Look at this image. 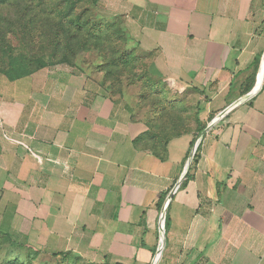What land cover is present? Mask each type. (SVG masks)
Here are the masks:
<instances>
[{"label": "crops", "instance_id": "0c3cea01", "mask_svg": "<svg viewBox=\"0 0 264 264\" xmlns=\"http://www.w3.org/2000/svg\"><path fill=\"white\" fill-rule=\"evenodd\" d=\"M92 9L151 58L179 132L146 147L151 120L100 72L58 64L0 75V233L83 264H154L161 240L157 264H264V0Z\"/></svg>", "mask_w": 264, "mask_h": 264}, {"label": "trees", "instance_id": "16d2710c", "mask_svg": "<svg viewBox=\"0 0 264 264\" xmlns=\"http://www.w3.org/2000/svg\"><path fill=\"white\" fill-rule=\"evenodd\" d=\"M94 0H90V7ZM76 5L70 0H0V75L7 76L10 80L16 81L25 78L36 71L49 67L50 63L57 61L58 64H66L75 66V59L80 57L89 47H101L104 59L102 63L103 70L100 73L105 74L103 82L107 85L110 83L114 87L115 80L120 79L124 72L132 66V54L135 50H129L130 53L120 55L117 51H111L110 41L117 36L119 38H127L118 22H92L91 18L85 17L84 14L76 15ZM93 11V9H92ZM94 12V11H93ZM13 19H9L13 17ZM112 24L106 26L104 24ZM117 28L113 32V29ZM28 30L33 32L35 37L24 38L23 42H27L31 47L37 41L45 50L51 49L49 52V60H39V58H30V65H17L19 61L13 53V48L9 42L10 33L16 31ZM112 49V47H111ZM90 51V50H89ZM27 59H23L25 61ZM37 68L33 69V65ZM109 86V85H108ZM111 93L114 95L111 88ZM114 89V88H113ZM169 105L178 104L175 102H167ZM153 113L161 118L167 108H163V114H156L157 108L150 107ZM157 119V120H158ZM156 118L150 121L153 133H149L144 141L145 146L153 148V150L162 148L164 141L172 134L179 132L182 122L177 118L163 120L161 128L156 129L152 125ZM174 122V123H173ZM198 129L202 131L201 123L197 119ZM199 149L195 154L196 160ZM167 196L161 197V205L164 206ZM159 204V205H160ZM160 205V206H161ZM168 210V209H167ZM168 214L166 216V228L168 226Z\"/></svg>", "mask_w": 264, "mask_h": 264}, {"label": "rangeland", "instance_id": "374dc122", "mask_svg": "<svg viewBox=\"0 0 264 264\" xmlns=\"http://www.w3.org/2000/svg\"><path fill=\"white\" fill-rule=\"evenodd\" d=\"M73 1L76 5V15L84 14L85 17L91 18L92 22L99 23L94 12L90 7V0H70ZM10 17L9 19H13ZM104 24V23H103ZM106 26H111L110 24H104ZM117 28L113 29V32ZM36 34L28 30L14 31L9 35V42L13 48V53L19 61L17 65H30L32 62L30 58H39L45 61H50L49 50H45L44 47L35 41L34 45L31 47L27 42H23L22 37L30 38L35 37ZM111 51H117L121 56L130 53L128 43L125 41L124 37L121 39L117 36L110 41L109 44ZM112 47V49H111ZM90 49L86 50L80 57L75 59V66L80 67L84 70H89L93 72H100L103 70L102 55L104 54L101 47H89ZM90 50V51H89ZM23 59H27L23 61ZM132 66L129 70L123 73L120 79L115 80L114 87H111L110 83L108 87L111 88L115 97H123L127 89L132 91V95L138 99V109L143 115L153 121L152 125L156 129H160L163 120L177 118L179 108L177 109L176 105H167L166 98L170 94L169 91L165 88L163 81L153 74H151L149 68L151 63V58L138 52L133 51L132 54ZM33 65V64H32ZM57 65V61L50 63L49 66ZM34 66V65H33ZM37 68L36 66L33 69ZM105 74H103V77ZM114 88V89H113ZM168 102V101H167ZM157 108L156 114L160 113L163 108H167L166 113L158 119V116L155 115L150 107ZM164 113V112H163ZM162 112L160 114H163ZM158 119V120H157ZM174 123V122H173ZM0 264H83V262L76 257H63V258H54L42 254L31 249L26 248L25 246L20 245L15 242L9 236L0 233Z\"/></svg>", "mask_w": 264, "mask_h": 264}, {"label": "water", "instance_id": "95a60500", "mask_svg": "<svg viewBox=\"0 0 264 264\" xmlns=\"http://www.w3.org/2000/svg\"><path fill=\"white\" fill-rule=\"evenodd\" d=\"M255 91H257V88L252 92V93H255ZM225 114V112H223L222 114H220L217 118H215L210 124H209V126H208V129H207V131H210L213 127H214V125L221 119V117L223 116ZM199 146V144H197L195 147H194V149H193V151H192V154H191V161L194 159V157H195V149L197 148ZM178 187V186H177ZM175 190H173V192H174ZM173 192H171L170 194H169V196L167 197L168 199V201H167V203L164 205V208H163V214H162V222H161V226H162V232L164 233V226H165V221H166V213H167V209H168V206H169V204H170V201H171V199H172V195H173Z\"/></svg>", "mask_w": 264, "mask_h": 264}, {"label": "built area", "instance_id": "2783aa9c", "mask_svg": "<svg viewBox=\"0 0 264 264\" xmlns=\"http://www.w3.org/2000/svg\"><path fill=\"white\" fill-rule=\"evenodd\" d=\"M198 147H199V146H198ZM198 147L195 149V153H194V154L197 153ZM167 199H168V198H167ZM167 199H166L165 204H166L167 201H168ZM162 214H163V212H162ZM162 214H161V222H162ZM166 215H167V213H166ZM165 223H166V221H165ZM165 227H166V225L164 226V230H165ZM161 228H162V226H161ZM161 231H162V229H161ZM162 246H163V242H162V240H161V241H160V244H159V247H158L157 254L155 255V258H154V261H153L154 264H157V263L159 262V260H160Z\"/></svg>", "mask_w": 264, "mask_h": 264}, {"label": "bare ground", "instance_id": "6f19581e", "mask_svg": "<svg viewBox=\"0 0 264 264\" xmlns=\"http://www.w3.org/2000/svg\"><path fill=\"white\" fill-rule=\"evenodd\" d=\"M263 71H264V65H263V67H262L261 77H262V75H263Z\"/></svg>", "mask_w": 264, "mask_h": 264}]
</instances>
